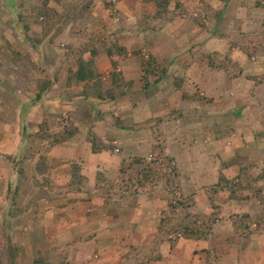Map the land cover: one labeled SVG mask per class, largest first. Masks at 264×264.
<instances>
[{
    "label": "rangeland",
    "instance_id": "374dc122",
    "mask_svg": "<svg viewBox=\"0 0 264 264\" xmlns=\"http://www.w3.org/2000/svg\"><path fill=\"white\" fill-rule=\"evenodd\" d=\"M168 3L166 16L155 19L159 6L151 0H0V264H264V0ZM46 14L62 17L56 38L45 36ZM160 19L172 20L170 32H161ZM147 30L186 49L161 46L177 59L195 55L193 67L184 60L171 67L186 82L169 89L176 91L173 111L157 123L156 146L138 150L134 139L129 152L116 153L115 137H91L99 124L81 95L93 90L64 84L67 66L75 65L67 54L105 32L119 44L128 39L133 55L145 57ZM202 69L214 73L204 88L196 82ZM217 74L233 79L230 93L218 89ZM105 77L97 78L101 90H114L111 74ZM46 82L53 84L40 98ZM72 99L77 109L64 108ZM166 120L186 129L185 152L182 137L165 138ZM85 125L86 138L79 134ZM201 129L216 135L205 139ZM137 156L158 159L162 177L145 182ZM76 166L84 183L73 176ZM203 177L215 182L208 199L196 197ZM231 192L256 197V206L231 202ZM187 215L190 227L183 228Z\"/></svg>",
    "mask_w": 264,
    "mask_h": 264
},
{
    "label": "crops",
    "instance_id": "0c3cea01",
    "mask_svg": "<svg viewBox=\"0 0 264 264\" xmlns=\"http://www.w3.org/2000/svg\"><path fill=\"white\" fill-rule=\"evenodd\" d=\"M126 8H128V10H130V7L128 5H124ZM159 19V18H158ZM162 20V22L164 23V28L163 30H161V32L165 33V32H170L172 30V26H171V19H160ZM116 22V21H115ZM166 22V23H165ZM169 25V26H166ZM134 28V27H132ZM142 29V28H141ZM154 30V29H153ZM133 31V30H131ZM145 31V30H143ZM152 31V30H151ZM125 32H129L130 31H124L123 33H121V36L123 35L125 38L128 37V35L126 36ZM157 32V31H156ZM155 32V33H156ZM105 33V32H104ZM138 33V31H137ZM145 37V45L147 47H151V49L149 48V53L145 55L146 58L150 56H154L160 63L164 64L167 72L164 75V77H162V79H160L158 82L152 83V85L147 89V90H143V81H142V77L144 75L143 72V66H142V56L141 53H138L136 55H133V53L130 51L131 49L135 48V45H128V39H126L127 41L123 40L121 42L122 45H124L127 48V55H125L124 57L120 58V62L119 64L116 66H114V62L110 59V57L107 55L106 52H100L98 53V55L96 56V67L97 70L99 71V73L103 74L104 79L105 74H108L109 77V72L113 70V67L115 69H117L118 72H120L124 78L125 81L127 82H132V88L130 90H126L127 93L122 92V94H120L119 92L117 93V95L112 99V100H101L98 98H94L92 96L88 97L85 99V97H82V100H84V104L86 106V108L88 109V113L91 114V118H93L94 123L99 124V127L93 128L92 130H94L100 137H115V141H111V143H115V152L120 150V148H123V152H129V148L132 145L133 148V140L135 139V147L139 150L142 148L143 151H146L150 145V150H152V145H155V130L159 129V124H157L158 122H161L162 120H160V118H165L167 116H169V114H171L170 112L173 111V105L174 103H172L171 101V95H173L177 90L176 88H178L179 85L178 82H182L181 80L183 79L184 82H186V76H184V74H178L180 75L182 78H179L177 75V73L174 72V70L171 69V67H173L175 64H179L180 62L178 61H187L186 64L191 65L190 62H193L192 60H189L192 55L189 53L188 54H182L181 59H177L176 56L177 52L175 51H170L169 49H163L161 46L164 45V47L167 45V48L173 46V40H170L171 38H165L163 37H157L155 36V34H151L149 32V30H147L145 32V34H143ZM200 41V39H198ZM215 39L213 38L211 41H214ZM201 41H203V39H201ZM170 42V44H169ZM148 43V44H147ZM149 45V46H148ZM145 46V49H146ZM101 46H99L100 48ZM177 48V44H175V47L173 46V50H176ZM203 48V45L202 47ZM142 49V48H141ZM180 50L182 49V51H186L183 50V48H179ZM172 50V49H171ZM181 52V51H179ZM145 53V52H144ZM197 55V54H196ZM221 55V54H219ZM198 59H196L197 61ZM190 61V62H189ZM194 63V62H193ZM198 64V62L196 63ZM191 67H193L191 65ZM199 70L197 71V75H196V82H198L200 84V87L204 88L206 82H205V78L207 77L208 80H210V77L214 76V73L211 72V75H209L210 72H206L202 69L201 73L198 75ZM208 73V75H207ZM168 75H171L170 78H168ZM174 75V76H172ZM154 76H149V78H153ZM173 77V82L170 83ZM216 77H218L219 79V84H218V89L219 86H221V90L224 89V92H229V88L231 86V84L233 83V79L227 78L224 75L221 74H217ZM216 77H214V80H216ZM168 79V80H167ZM213 80V81H214ZM67 82V79H64V84ZM63 82L62 81H58V84L55 86H60ZM175 85H174V84ZM177 83V84H176ZM177 85V86H176ZM216 86H214L215 88ZM170 88H175L176 91H174V93H171V90H169ZM142 91V92H141ZM210 97H215L214 101H217L218 99H221V95H214L211 94ZM62 101V105H63V101L64 100H60ZM68 103L64 104V108H66L65 106H71L73 109H77V105H75V101L69 100L67 101ZM183 101H181L182 103ZM255 105V104H253ZM252 105L251 108H253L254 106ZM181 107V106H180ZM125 108V110H130V114L126 115L123 112V109ZM91 110V111H90ZM144 110L145 111V115L144 117H147V120H144L143 118H141V115L139 113V111ZM66 114H68V112H66ZM73 117H71V119H74V115L78 117L79 121L81 119V115L80 112L77 111V113L75 111H73ZM185 118V117H184ZM183 118V120H184ZM210 119V118H209ZM212 119V118H211ZM169 122L163 121L162 125L165 127L164 131L166 132V137H171L173 139H178L180 137H182V142L180 141L182 147L180 148L182 151H186V149L188 148V146H185L186 144V140H184V136L187 135L186 129L183 127V129L180 130V132L175 129V128H169ZM157 124V125H156ZM156 125V126H155ZM105 128H107L105 130ZM196 130H199V128H197ZM91 129H89L86 125L85 128H81L80 131V135L84 136V138H86V136H88V134L90 133ZM170 131V132H168ZM203 137L206 139L208 136H215L214 132H210V133H204L203 129L200 130ZM179 132V133H177ZM169 133V134H168ZM72 137L71 138H76L75 134H71ZM141 137H147L148 139L144 142L141 143L140 141L142 140ZM175 137V138H174ZM127 138H130V140H127ZM154 140V142H153ZM218 141V140H217ZM204 142H208L207 140H205ZM141 143V144H140ZM179 143V144H180ZM213 143V142H212ZM174 143H170V145H173ZM204 145V144H203ZM208 146V144H206ZM156 146V145H155ZM147 148V149H146ZM206 148V147H204ZM203 148V150H204ZM111 150V149H110ZM213 150V149H212ZM101 152V151H99ZM104 152H106V150L102 151L101 154H103ZM117 153V152H116ZM213 153V152H212ZM148 154V153H147ZM114 157H117L116 154L113 155ZM173 156L176 157V159L178 158L175 153L173 154ZM100 157H102V155H100ZM217 157L218 154H217ZM85 159H89L88 157H85ZM119 167V165H118ZM199 178V177H198ZM203 183L199 184L197 183L194 187L197 190L196 192V197L201 198L203 195L206 196V198L208 199L210 196H212V193L209 192V190H211L212 186H209V184L214 185L215 182H212V180L210 182H207L205 177L202 178ZM199 184V185H198ZM234 189V188H232ZM251 195V194H250ZM231 202H247L248 204V209H249V205L252 204L254 206H256L257 204V199L256 197H252L249 196V194L247 193L245 196L240 197L238 194L231 192ZM246 200V201H245ZM145 211V210H144ZM214 232H216V228L213 229ZM184 240H186L184 238Z\"/></svg>",
    "mask_w": 264,
    "mask_h": 264
},
{
    "label": "trees",
    "instance_id": "16d2710c",
    "mask_svg": "<svg viewBox=\"0 0 264 264\" xmlns=\"http://www.w3.org/2000/svg\"><path fill=\"white\" fill-rule=\"evenodd\" d=\"M151 1H155L157 5L159 6V11L155 14L154 18L156 19L159 17L166 16L167 8L169 6L168 0H151ZM48 11H53V9L50 8L48 9ZM49 15L50 14L44 15L45 17H47V19L43 22V24H44L45 36L50 39H53V38L58 37L63 31L62 17L61 15L56 14L55 18L54 17L50 18ZM99 46L101 47L99 48ZM100 52L107 53L110 59L114 62L115 68L119 64L120 58L124 57L128 53L127 48L124 45L119 44L117 37L109 39L107 35L104 33L94 36L90 40L89 43L79 44L76 46L75 45L70 46V51L67 54V57H68V60L72 57L75 58V65L74 63L73 64L71 63L66 68L68 71L67 72V75H68L67 83H70V81H72V84L74 82L75 83L85 82L86 86L93 90V92H90L91 90L89 91L90 94H88V97L92 96L94 98H98L101 100H112L117 95L118 91L120 94H122V92L127 93L126 90H130L132 88L133 83L125 81L122 74L113 67V70L110 71L109 74H111L112 76L115 89L112 91H106V92L101 90L102 88L101 81L99 80L97 82V80L99 79V77H102L103 74L99 73V71L97 70L96 61H95L96 56ZM87 53L91 54L92 57L94 58L86 60L85 55ZM138 53H141V50ZM142 65H143V72H144V75L142 77L144 89H148L152 85L153 82L154 83L158 82L160 79H162V77H164V75L167 72L165 65L160 63L154 56L149 55L148 58L142 56ZM152 75L154 77L152 79L149 78V76H152ZM75 77L76 79L74 80ZM52 84L53 82H46L45 84L43 83L42 86L40 87L38 97L41 98L45 93H47L48 89L50 88ZM123 86L124 87L128 86L130 88L123 91L122 90ZM86 90L88 91V89ZM85 94H87V92ZM81 96L84 97L83 95ZM67 137L68 136H66L65 138ZM91 137L93 139H96V142L98 141L97 138L99 136L97 135V133L96 134L93 133ZM92 144H93L94 152H99L100 150H98L95 147V140H92ZM169 159L170 158H167V161ZM133 162H135L138 165V169H140V173H145V176L143 178L145 182L152 181L154 177H157V179H160V177H162L161 171L163 170V168L161 167L158 159L148 161L146 157L137 156V158H134ZM158 163L159 165L156 166V164ZM171 163L172 161H169V165ZM126 165L128 168H130L131 162ZM167 166H168V163H167ZM73 176H75V179H77V182L79 181L80 183H84V180H86V177H83L80 174V168L77 166L75 167ZM218 185L220 184L218 183ZM260 200L262 203H264V200L262 198ZM189 217L190 216L187 215V217L184 218L185 223L181 222L179 225L182 226L183 228H189L190 227V225L188 226ZM263 217L264 215H261L259 217L260 220H262ZM246 229L248 228H243V230H246ZM236 230H240V228H236ZM193 231L195 232V235L200 237L201 233H198V231H200L199 228ZM202 232L203 234H207L206 231H202Z\"/></svg>",
    "mask_w": 264,
    "mask_h": 264
}]
</instances>
